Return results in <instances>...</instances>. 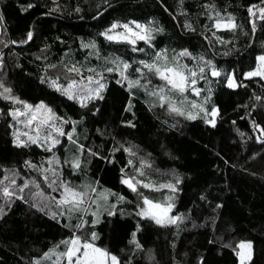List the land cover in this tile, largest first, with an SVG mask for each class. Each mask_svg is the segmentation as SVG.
I'll use <instances>...</instances> for the list:
<instances>
[{
	"label": "snow or ice",
	"instance_id": "1",
	"mask_svg": "<svg viewBox=\"0 0 264 264\" xmlns=\"http://www.w3.org/2000/svg\"><path fill=\"white\" fill-rule=\"evenodd\" d=\"M51 5L43 15L62 10L57 0H51ZM37 6L32 2L26 6L17 4L22 13ZM6 7L7 0H0V21L6 20ZM111 7L108 0H103L102 4L96 5L92 19L102 17ZM169 7L171 18L181 31L190 35L198 32L207 41L205 51L195 52L188 47L171 51L165 46L157 48L156 36L166 29L155 17L115 18L97 34L109 42V46L130 48L135 54L132 58L114 52L105 55L95 38L84 36L73 41L77 49L74 52L71 45L56 37L65 47L59 58L52 62L49 59L51 45H44L41 55L35 57V61L40 62L36 78L40 84L78 106L80 111L75 118L67 113L58 114L56 107L43 99L35 103L22 99L5 78L6 53L0 50V103L4 104L0 107V119L11 130V144L15 148L23 152L35 146L44 154L39 159L22 155L17 164L0 165V219L8 214L15 201H19L34 213L55 221L67 232L40 254L30 256L26 264H133L131 256L124 260L108 245L101 246L103 241L97 226L107 224L113 230L123 229L134 253L144 248L140 236L150 224L161 228L172 226L179 231L188 224L193 229L210 228L220 219L217 212L224 207L223 203H216L213 214L207 219L193 217L198 212L196 206L181 212L177 208L179 194L183 191L181 174L173 170L167 181L153 180L150 173L159 172V169L154 168L151 153L141 154L140 146L132 141L118 140L111 131H108L111 146H107V140L99 145L89 144L87 135L81 140L79 130L86 122L84 113L94 117L101 112L100 104L106 101L111 84L121 86L126 92L122 111L133 118L121 119L120 125L124 127H137L134 101L139 98V93L149 111L160 110L172 118L181 117L186 121L202 120L216 128L221 116V108L214 99L216 89L221 85L230 90L246 88L244 80H257L261 83L260 94L252 92L251 102L242 110L252 131L258 133L247 138L264 145V48L251 63L239 60L225 68L215 59L217 55H239L242 49L236 47L235 37L254 35L257 21L264 31V0L246 7V21L238 17V9L234 6L220 5L217 0H200L195 17L189 11L187 0H176L174 5L165 6L164 11L168 12ZM73 11L78 14L82 9L75 6ZM245 22L248 33L243 32ZM5 27L0 23V35H8ZM36 34V29L30 27L25 38L0 40V44L5 48L27 45ZM217 45L224 50H217ZM76 55L81 58L76 59ZM16 67L24 70L19 64ZM164 123L167 124V120ZM95 131L101 137L105 135V130L96 128ZM239 135L246 137L244 132ZM118 155L122 157V166L118 168L119 183L134 194V200L106 188L98 177H88L94 160L116 167ZM73 175L83 179L76 182L70 178ZM161 190H167L162 199L151 195ZM198 200L207 204L208 193H201ZM120 205H129L131 210L125 213ZM125 214L135 219L134 225L119 219ZM207 243L215 246L217 241L208 240ZM175 247L174 234L170 248ZM220 247L231 251L233 264H264V247L258 248L255 238L251 233L244 235L243 229L229 233L227 243H221ZM210 252L211 248L208 249ZM154 264L161 262L154 259ZM166 264H180V261L170 255ZM195 264H211L208 254L198 255Z\"/></svg>",
	"mask_w": 264,
	"mask_h": 264
},
{
	"label": "trees",
	"instance_id": "2",
	"mask_svg": "<svg viewBox=\"0 0 264 264\" xmlns=\"http://www.w3.org/2000/svg\"><path fill=\"white\" fill-rule=\"evenodd\" d=\"M29 2L37 3L38 6L27 13L18 10V3L26 6ZM57 2L61 4L62 10L45 16L43 13L52 6L51 0H7L4 15L9 31L5 27L8 35H0V40L7 41L11 37L16 40L25 38L30 27L35 28L37 34L27 45L17 44L5 48L4 44H0V50L6 53L5 78L13 84L16 93L31 103L43 99L55 106L57 113L61 115L67 113L75 118L80 110L74 102L40 84L35 75L36 69L40 67V62L35 61V57L41 55V49L45 44L51 45L49 59L52 62L62 54L65 45L60 44L56 37H61L67 45H71L74 52L77 49L73 41L84 36L95 38L105 55L114 52L132 58L135 54L130 48L109 46V42L97 34L115 18L155 17L166 29L164 33L156 36L157 48L165 46L171 51L188 47L195 52H203L207 48V41L203 40L198 32L190 35L181 31L176 21L171 18V7L168 12L164 11L165 6L174 5L176 0H108L112 7L95 20L92 17L95 16L96 5L102 4L103 0H57ZM199 2L200 0H187L193 17L197 15L196 5ZM217 3L234 6L238 9L236 13L238 17L246 21V7L258 3V0H217ZM75 6H79L82 11L75 13L73 11ZM243 32H249L246 22ZM235 39L236 47L242 49L239 55L215 57L217 63L225 68L239 60L251 63L254 56L260 54L264 48V31L261 30L259 21L254 35L240 34ZM217 50L224 49L217 45ZM75 58L81 57L76 55ZM17 64L23 66L24 70L16 67ZM243 83L247 85L246 88L230 90L221 85L216 89L217 95L214 99L221 108L216 128L206 125L202 120L186 121L181 117L172 118L160 110L149 111L142 102L144 97L139 93L137 94L139 98L134 101L136 104L134 122H137V127L135 129L124 127L120 125V120L133 117L122 111L126 92L114 83L110 85L106 101L100 104L101 112L94 117L84 113L86 122L84 128L79 130L82 141L83 136L87 135L89 144L99 145L107 140V146H111V139L108 137V131H111L118 140H129L139 145L142 154L151 153L154 168L159 169V172L150 173L153 180L167 181L171 178L170 173L173 170L181 174L183 191L177 201V208L181 212L196 206L198 212L193 214V217L207 219L213 214L212 210L216 203L224 205L217 212L220 219L210 228L193 229L188 224L178 231L172 226L161 228L150 224L140 236L144 248L134 253L127 244L123 229L113 230L107 224L97 226L96 230L101 233L103 241L101 246L108 245L124 260L131 256L133 264H154V259L166 264L170 255H174L180 264H195L197 256L201 254H208L211 264H233L231 251L221 249L220 244L227 243L229 233L235 229H243L244 235L251 233L255 238L258 248L264 247V145L247 138L258 133L252 131L250 121L242 110L245 104L251 102L252 92L260 94L261 83L257 80H244ZM0 107H4V104L0 103ZM107 117H111L112 122L105 121ZM165 120L167 124L164 123ZM172 124L176 126L170 127ZM96 128L105 130V135L101 137L95 131ZM10 131L4 120L0 119V165L17 164L22 155H29L35 159L44 155L35 146L23 152L15 148L11 144ZM239 132L246 133V137L242 138ZM117 160L116 167L98 159L94 160L88 177H98L106 188L134 200V194L119 183L118 168L122 166V157L118 155ZM70 178L76 182L83 179L75 175ZM201 193H208L207 204H202L198 200ZM166 194L167 190L151 193L156 199H162ZM120 207L124 208L125 213L131 210L129 205ZM119 219L127 221L128 225L135 224V219L126 214ZM197 222H200L199 219ZM66 234V230L55 221L34 213L23 203L15 201L8 214L0 219V264H26L30 256L40 254ZM174 234L176 247L172 249L170 245ZM208 240H215L217 243L215 246L209 245ZM121 249L124 251L121 252ZM219 252L223 254L219 255Z\"/></svg>",
	"mask_w": 264,
	"mask_h": 264
},
{
	"label": "water",
	"instance_id": "3",
	"mask_svg": "<svg viewBox=\"0 0 264 264\" xmlns=\"http://www.w3.org/2000/svg\"><path fill=\"white\" fill-rule=\"evenodd\" d=\"M3 22H4L5 26H6L7 31H9V25H8L7 21L5 20V21H3ZM11 38H12V37H11Z\"/></svg>",
	"mask_w": 264,
	"mask_h": 264
},
{
	"label": "rangeland",
	"instance_id": "4",
	"mask_svg": "<svg viewBox=\"0 0 264 264\" xmlns=\"http://www.w3.org/2000/svg\"><path fill=\"white\" fill-rule=\"evenodd\" d=\"M105 121H108V122H112V118L111 117H107L106 119H104ZM142 154V153H141Z\"/></svg>",
	"mask_w": 264,
	"mask_h": 264
}]
</instances>
